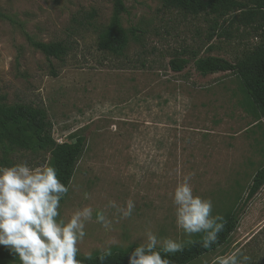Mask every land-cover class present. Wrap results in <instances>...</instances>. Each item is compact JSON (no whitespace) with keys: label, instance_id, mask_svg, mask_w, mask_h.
Wrapping results in <instances>:
<instances>
[{"label":"rangeland","instance_id":"obj_1","mask_svg":"<svg viewBox=\"0 0 264 264\" xmlns=\"http://www.w3.org/2000/svg\"><path fill=\"white\" fill-rule=\"evenodd\" d=\"M125 5L121 24L129 42L122 55H113L99 51L98 41L114 0H0V105L44 109L59 145L87 139L61 215L87 204L103 208L109 200L136 203L131 218L114 219L112 231L90 223L82 256L109 243L113 253L135 248L149 225L182 241L169 197L177 182L194 173V193L210 197L213 214L225 218L264 166V117L241 81L229 73L202 77L193 64L179 74L169 66L180 55L238 63L259 44L255 30L234 21L239 13L187 16L165 9L163 0ZM133 28L140 31L136 39ZM31 40L61 44L66 54L48 61ZM22 161L51 164L50 150L17 148L5 156L0 149V166ZM84 192L92 198L84 200ZM245 243L250 264H264V188L229 245L190 264H211Z\"/></svg>","mask_w":264,"mask_h":264},{"label":"clouds","instance_id":"obj_2","mask_svg":"<svg viewBox=\"0 0 264 264\" xmlns=\"http://www.w3.org/2000/svg\"><path fill=\"white\" fill-rule=\"evenodd\" d=\"M193 176L194 173L186 175L169 194L175 227L185 239L160 236L149 225L138 238L128 264H172L170 257L183 252L187 245L199 243L202 248L211 249L218 244L225 218L213 214L210 197L194 193ZM69 185L61 182L58 170L47 161L35 167L27 161L0 166V245L19 264H84L93 259L91 252L81 258L80 246L88 235L87 226L95 222L104 231H112L114 219H129L136 209L131 198L123 205L109 200L103 208L87 204L64 217L61 202L70 191ZM83 198L90 200L92 194L84 192ZM109 209L114 210L111 218ZM196 236L199 241L193 239ZM112 255L109 243L98 249L96 259L105 264ZM251 259L236 248L215 256L211 264H250Z\"/></svg>","mask_w":264,"mask_h":264},{"label":"trees","instance_id":"obj_3","mask_svg":"<svg viewBox=\"0 0 264 264\" xmlns=\"http://www.w3.org/2000/svg\"><path fill=\"white\" fill-rule=\"evenodd\" d=\"M163 6L165 9L193 17L205 15L224 19L234 13H239L234 21L255 30L259 44L238 63H231L216 57L199 58L194 55L185 58L180 55L171 60L169 66L177 74L193 64L195 71L202 77L219 73L236 76L243 84L257 112L264 117V0H253L252 5L237 0H163ZM126 13L125 0H114V12L109 28L99 37V51L113 55L123 54L129 42L121 24V19ZM139 32L136 28L131 31L135 39L138 38ZM31 42L48 61L61 59L66 54L61 44H43L32 40ZM51 130L52 125L44 109H33L24 105H0V149L2 153L9 156L17 148L31 153L50 150L51 165L58 170L61 182L69 185L74 177L75 168L86 149L87 139L84 136H78L72 143L59 145L53 140ZM263 188L264 166L256 172L241 204L225 217V228L219 234L218 244H214L211 249H204L199 243L187 245L183 252L170 257L172 264H190L225 246L238 229L240 217ZM199 239L200 237L197 241ZM132 250L134 248L114 252L105 264H128ZM96 256H93L92 260H85L84 264H100ZM0 264H19V261L15 260L8 250L0 249Z\"/></svg>","mask_w":264,"mask_h":264},{"label":"crops","instance_id":"obj_4","mask_svg":"<svg viewBox=\"0 0 264 264\" xmlns=\"http://www.w3.org/2000/svg\"><path fill=\"white\" fill-rule=\"evenodd\" d=\"M231 238H232V236H231ZM231 238H230V240H231ZM230 240H229V242H230ZM229 242L226 244V245H229ZM247 242H250V241H247ZM247 243H245L244 245H242L239 249H242L245 245H246ZM225 245V246H226ZM224 247V246H223ZM221 249V248H220ZM231 251V250H230Z\"/></svg>","mask_w":264,"mask_h":264}]
</instances>
